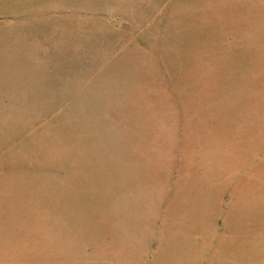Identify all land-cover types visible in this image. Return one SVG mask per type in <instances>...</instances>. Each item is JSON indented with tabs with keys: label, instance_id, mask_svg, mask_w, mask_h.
Masks as SVG:
<instances>
[{
	"label": "rangeland",
	"instance_id": "obj_1",
	"mask_svg": "<svg viewBox=\"0 0 264 264\" xmlns=\"http://www.w3.org/2000/svg\"><path fill=\"white\" fill-rule=\"evenodd\" d=\"M205 213L207 264H264V0H0V264H147Z\"/></svg>",
	"mask_w": 264,
	"mask_h": 264
},
{
	"label": "crops",
	"instance_id": "obj_2",
	"mask_svg": "<svg viewBox=\"0 0 264 264\" xmlns=\"http://www.w3.org/2000/svg\"><path fill=\"white\" fill-rule=\"evenodd\" d=\"M191 215V212H189ZM186 215V214H185ZM195 222V228L190 233L189 228L187 227V233L181 234H169V237H162L159 236L155 237L151 241V260H147V264H207V247L208 241L215 245L217 241L215 236H209L207 234V214L204 215V220L202 221L201 215H194L193 218ZM201 223L204 225V233L206 228V233L204 235L197 233L198 227L201 226ZM187 224V223H186ZM188 226V225H187ZM190 226H194V224H190ZM190 233V234H189ZM188 234V235H186ZM186 235V236H185ZM185 238V239H182ZM229 238H232L231 235H226L222 237V242H232ZM161 241L167 242L164 247H161ZM203 243V245H202ZM231 245L228 246V248ZM202 251H204L202 255ZM228 253L230 256L233 255L231 248L228 249ZM149 255V257H150ZM154 257V258H153ZM221 260V257H220ZM213 263V262H212Z\"/></svg>",
	"mask_w": 264,
	"mask_h": 264
}]
</instances>
